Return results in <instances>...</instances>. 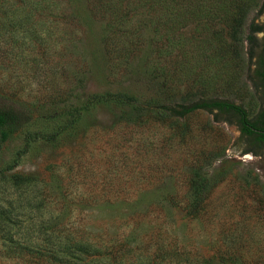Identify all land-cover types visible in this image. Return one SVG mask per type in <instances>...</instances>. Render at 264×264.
Listing matches in <instances>:
<instances>
[{
  "label": "rangeland",
  "instance_id": "374dc122",
  "mask_svg": "<svg viewBox=\"0 0 264 264\" xmlns=\"http://www.w3.org/2000/svg\"><path fill=\"white\" fill-rule=\"evenodd\" d=\"M263 4L0 0V264H264V150L169 114L258 111Z\"/></svg>",
  "mask_w": 264,
  "mask_h": 264
},
{
  "label": "trees",
  "instance_id": "16d2710c",
  "mask_svg": "<svg viewBox=\"0 0 264 264\" xmlns=\"http://www.w3.org/2000/svg\"><path fill=\"white\" fill-rule=\"evenodd\" d=\"M104 2L105 1H102L101 3ZM262 7H264V4ZM115 19L116 18L114 17L110 18L112 21ZM262 32L263 35L260 39L261 43L259 44V47L261 48L259 54L255 56L251 50L248 54L250 60L249 63L253 66V84L256 90H258V97L260 100V107L252 117L247 115L246 110L241 105L221 99H204L195 102L190 106L176 104L174 108H171L172 110L169 112L170 116L173 118H183L194 111L204 110L213 115L216 119L222 118L224 122H227L230 125L238 126V130L240 132L239 139L244 140L246 143L244 152H248L253 155L261 154L264 150V22L250 27L251 38L256 35V33ZM15 111L16 110L10 105L0 104V140L2 142L9 138L16 126L19 114ZM29 181H32V179ZM77 239L80 238L75 237L74 241H79ZM99 247L100 246H96L95 249H99ZM220 261L221 262L219 264H229L222 259Z\"/></svg>",
  "mask_w": 264,
  "mask_h": 264
},
{
  "label": "flooded vegetation",
  "instance_id": "af4514ba",
  "mask_svg": "<svg viewBox=\"0 0 264 264\" xmlns=\"http://www.w3.org/2000/svg\"><path fill=\"white\" fill-rule=\"evenodd\" d=\"M262 22H264V7H263V20H262ZM261 22V23H262ZM262 35H263V32L261 33ZM263 108H264V105H263ZM233 126H235V128H236V130L239 132V130H238V126L237 125H233ZM239 136H240V132H239ZM262 143V142H261Z\"/></svg>",
  "mask_w": 264,
  "mask_h": 264
}]
</instances>
